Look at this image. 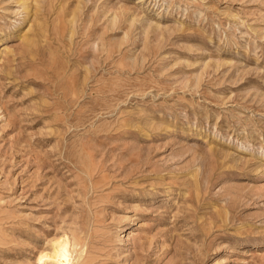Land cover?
Masks as SVG:
<instances>
[{
  "label": "rangeland",
  "instance_id": "374dc122",
  "mask_svg": "<svg viewBox=\"0 0 264 264\" xmlns=\"http://www.w3.org/2000/svg\"><path fill=\"white\" fill-rule=\"evenodd\" d=\"M60 239L264 264V0H0V264Z\"/></svg>",
  "mask_w": 264,
  "mask_h": 264
},
{
  "label": "bare ground",
  "instance_id": "6f19581e",
  "mask_svg": "<svg viewBox=\"0 0 264 264\" xmlns=\"http://www.w3.org/2000/svg\"><path fill=\"white\" fill-rule=\"evenodd\" d=\"M50 259L52 264H74L75 262V258L73 259L67 243L62 239L54 241L53 252L50 254Z\"/></svg>",
  "mask_w": 264,
  "mask_h": 264
}]
</instances>
